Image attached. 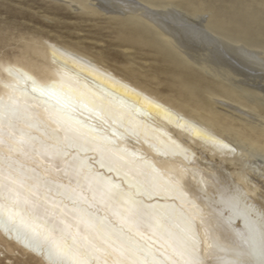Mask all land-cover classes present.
Masks as SVG:
<instances>
[{
  "label": "snow or ice",
  "instance_id": "6c2138e0",
  "mask_svg": "<svg viewBox=\"0 0 264 264\" xmlns=\"http://www.w3.org/2000/svg\"><path fill=\"white\" fill-rule=\"evenodd\" d=\"M117 6L121 16L147 21L170 49L182 53L152 5L118 0ZM259 6L264 19V0ZM76 8L97 19L111 13L97 0H84ZM185 30L198 39L207 35L190 25ZM38 47L33 35L0 25V86L7 90V99L0 96V234L23 253L6 264H30L29 256L37 258L36 264H264V167L258 187H245L229 182L215 162L211 169L200 167L196 151L171 137L166 150L150 145L169 157L163 162L128 152L116 143V132L109 135L104 126L119 124L132 136L140 135L139 127L111 102L86 84H73L75 78L67 72H58L59 81L48 83L38 68L33 78L14 67L23 53ZM243 51L264 70V54ZM61 54L113 80L97 67L95 50ZM29 81L30 91L19 87ZM164 111L193 144L223 156L243 160L256 146L252 132L239 125H225L224 134L209 131L187 92L177 93ZM250 115L246 123L259 125L264 154V108L258 119ZM92 152L127 159L123 180L96 171L88 155ZM108 170L113 171L111 166ZM224 207L232 214L225 215ZM238 217L242 230L234 223ZM231 233L242 243H221L220 237Z\"/></svg>",
  "mask_w": 264,
  "mask_h": 264
},
{
  "label": "bare ground",
  "instance_id": "6f19581e",
  "mask_svg": "<svg viewBox=\"0 0 264 264\" xmlns=\"http://www.w3.org/2000/svg\"><path fill=\"white\" fill-rule=\"evenodd\" d=\"M67 1H69L67 7L76 10V5L84 2V0ZM140 1L145 4L152 5L154 8H163L165 10V8L167 7L166 5H164L166 4L165 0ZM99 2L107 5L111 9V12L120 13L121 11V9L117 6L118 1L116 0H99ZM172 13H174V11ZM111 16L114 18L117 15L115 14ZM158 16L157 18H159ZM121 17H123L121 20L125 19V22L129 23L126 24L125 22H121V26L123 29V32H121L123 35V42L128 43L126 45L131 44L135 46V44L141 43L143 42V40L145 43H147V40L149 38L150 41L148 40V43H153L155 45L154 47H156L157 49V52L159 51L160 54L163 52L167 54V56L171 57L170 59H172V62L174 64V82L172 88L165 90L163 88H160L161 84H157L158 86L153 88L146 83L147 80H143L147 79V76H137L135 70L132 69L131 66L129 67L127 65H124L122 66V71H116L111 66L107 65L105 58L101 54H98L97 60L99 61V63H97V67L100 68L101 72L106 69L107 72L110 73L113 77V80H105L102 76H97L96 74L90 73L80 66L72 63V61L67 60L65 56L61 54L65 50L70 53L73 49H76V47L62 45L50 40H38L36 38L34 39L39 44V47L32 49L31 52L23 53L18 58V62L14 65V67L19 68L20 72L22 73H27L29 76H33V78H37L36 70L38 68L40 78H42V82L47 81L48 83H57L59 81V76L57 75V73L60 71L67 72L71 77L75 78L73 80V84H76L77 81L79 82V85L86 84L87 87L91 89V91L97 93L98 96L104 97L106 101L111 102L113 106L124 113L126 121L131 120L139 127L140 135L132 136L126 133L125 129L122 128L119 124H113L112 122H109V125L104 126L107 129L109 135H111L113 131L116 132V136L114 137L116 143L119 144L120 147L126 148L128 152L146 155L151 159L163 162L165 160H168L169 157L156 154L153 148L150 147V145H154L162 151L166 150L169 147V145L167 144V138L171 137L178 144L184 145L185 147H192V149L196 151V154L199 157L198 165L200 167L207 166L209 169H211L212 163L215 162L217 164V167L221 168L226 173L229 182L244 183L245 187H248L249 185H256L258 187V172L260 171L261 167H257L255 166V164L256 157L259 155V153H261L259 146V129L252 128L251 125H243L244 123L237 124L234 120H231L229 117L223 115L222 112H219L216 108H214V98L220 96L237 102L241 106L251 109L253 112L255 111V108L250 105L248 98L244 101L239 100L238 98H236L237 96H235V94L231 91L232 88L229 89L227 86H225L226 82L231 81L233 71L231 72V69H229V67L226 66L225 63L222 62V60L220 61L218 59L219 57L216 58L215 55L219 54L217 53L218 51H215L216 54L212 53V55H214L213 57L208 49H205V44L209 42L207 39H198L197 41L195 40L196 42L194 40L185 41V36L183 35L185 33H181V27L177 28H180V32L175 27L173 28V26L169 23H164V28L177 39L180 48L183 50L182 53L176 52L175 50L170 49L163 42V40L160 39V37L147 21H138L134 17ZM159 19L162 20V18ZM213 28L212 30L218 29L216 27ZM188 34L189 32L185 35ZM230 37L231 35L229 36V38ZM242 41L240 42L242 43ZM223 42L225 43V45L227 46V50L231 54L236 53V46L235 49L233 48L234 45L229 46L227 42ZM249 42H251V44L255 46L256 44H258L256 43V41L252 42L250 40ZM243 43L245 42L243 41ZM45 44L51 45L52 47H45ZM200 46H204V48H201ZM200 52L203 54H199ZM218 56L221 55L219 54ZM166 61H168L167 58ZM231 65L232 64H230V66ZM194 67L198 68V70H194ZM192 69L196 72L193 71L188 73L187 70L190 71ZM232 69L234 70L233 66ZM236 69L237 68H235L234 71H236ZM184 70L187 71V73H185ZM202 73L204 75L211 74L213 75V78L214 76L218 78V80H220L219 85L203 86L202 77H205L202 75ZM225 77H230V79H225ZM221 83H225V85ZM19 87L27 88L30 91L31 82L29 81L27 84L19 83ZM170 92H172L173 94H171ZM185 92H187L191 96L194 103L203 112L204 116L202 117V123L209 131L224 134L225 125H239L242 129L251 131L255 136L256 141V146L252 149V154L243 160L234 158L231 155L223 156L219 153L214 152L211 147L193 144L191 137H189L186 133L178 131L174 124L169 122L164 109L169 107L171 98H173L177 93L183 94ZM0 96H4L5 99H7V90L2 86H0ZM54 102L55 101H52V103ZM156 105H161L162 107H157ZM121 137H123V139ZM201 153H203V155H201ZM88 155L92 157L90 163L93 165L96 171L115 182L119 183L123 180V174L127 171V159L121 160L118 158L110 157L108 154H104L102 156L100 153L96 152L89 153ZM101 163L104 164V167L100 166ZM109 166L112 167L113 171L109 172ZM223 210L225 215H230L233 211L228 207H224ZM240 211H243V209H240ZM234 223L239 226V229H243L242 218H236L234 220ZM220 240L221 243L226 246L242 243L241 239L235 233L228 234L227 237L221 236ZM0 250H4L0 251V254H4L5 251L7 252V254H15L18 251L21 253L20 249L11 241L6 240L2 234H0ZM31 258H33L34 260L37 259L35 257Z\"/></svg>",
  "mask_w": 264,
  "mask_h": 264
},
{
  "label": "rangeland",
  "instance_id": "374dc122",
  "mask_svg": "<svg viewBox=\"0 0 264 264\" xmlns=\"http://www.w3.org/2000/svg\"><path fill=\"white\" fill-rule=\"evenodd\" d=\"M68 2L67 0H0V25L7 24L23 33L33 35V38L38 40H50L71 47L95 50L105 58L107 65L116 71H122L124 65L131 66L137 76H147V79L143 80H147L146 83L153 88L157 87V84H161L160 88L165 90L173 87L174 64L171 57L163 52L162 55L159 51L157 52L155 45L148 43L149 38L147 43L143 40L144 43L141 42L135 46L126 45L128 43L123 42L121 33L123 32L121 22H125V19L121 20L123 17L119 13L111 12L106 18L97 19L67 7ZM136 2L145 4L140 0H136ZM165 3L164 5L167 6L165 10L155 7L158 11L157 16L159 15V18L172 25L173 28L181 27L182 32L179 30L180 28L177 30L182 34L189 32L188 35L183 34L185 41L198 40L191 35L190 31L185 30L186 25H190L192 30L207 33L204 40L207 39L209 42L205 44V49L207 48L211 55L218 51L217 53L221 56L217 54L216 58L219 57L218 59L222 60L231 69V72L233 71L231 81L226 82V85L225 83L221 84L229 89L232 88L231 91L239 100L244 101L248 98L255 111L220 96L214 98L216 102H214V108L234 120L235 123H244L243 125L249 126L250 124L246 122L252 119L250 113L258 119L261 108H264V104L261 102V96L264 95V70H261L258 63H252L248 53L243 51L247 49L256 57L264 54V19L261 17L260 0H165ZM170 10H173L174 13ZM115 14L117 16L113 18L111 15ZM213 27L218 29L212 30ZM244 39L256 41L258 44L252 45L251 42L247 43ZM223 41L227 42L229 46L234 45L235 49L237 47L236 53L231 54ZM200 47L204 48V46ZM212 56L214 57V55ZM230 64L232 65L230 66ZM232 66L234 70L237 68L236 71L232 69ZM196 69L198 70L194 67V70ZM194 70L187 71L189 73ZM187 71L184 70L185 73ZM202 75L206 78L202 77L203 86L219 85L220 80L215 76L213 78L211 74L204 75L202 73ZM255 128L259 129V125L257 124ZM255 166L264 167V154L259 153ZM22 256L23 253H20L19 256L0 254V264H6L8 260L15 261ZM27 259L30 264H36V260L30 256Z\"/></svg>",
  "mask_w": 264,
  "mask_h": 264
}]
</instances>
